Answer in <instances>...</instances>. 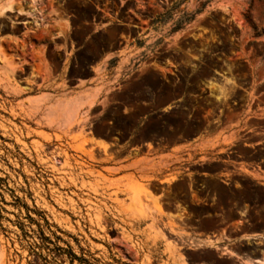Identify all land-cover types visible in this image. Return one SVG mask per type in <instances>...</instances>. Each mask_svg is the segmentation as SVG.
<instances>
[{"label": "rangeland", "instance_id": "obj_1", "mask_svg": "<svg viewBox=\"0 0 264 264\" xmlns=\"http://www.w3.org/2000/svg\"><path fill=\"white\" fill-rule=\"evenodd\" d=\"M30 3L0 0V264L262 257L264 240L238 237L264 230V186L237 174H227L237 187L199 177L227 167L210 162L213 153L155 157L164 149L131 147L149 140L132 78L143 99L148 85L162 89L148 64L165 74L196 63L210 80L204 100L222 107L247 101L243 110L220 111L216 128H234L226 142L238 140L220 158L264 170V0H34V20ZM130 42L132 59H106L118 49L128 55ZM213 70L226 77L212 78ZM238 86L246 89L241 99ZM62 106L75 110L67 122ZM187 127L180 117L153 124L166 146ZM240 128L250 133L241 136ZM131 157L133 164H120ZM228 220L244 226L227 230ZM197 231H219L230 244L190 243Z\"/></svg>", "mask_w": 264, "mask_h": 264}, {"label": "flooded vegetation", "instance_id": "obj_2", "mask_svg": "<svg viewBox=\"0 0 264 264\" xmlns=\"http://www.w3.org/2000/svg\"><path fill=\"white\" fill-rule=\"evenodd\" d=\"M197 50L199 48H196ZM164 52H159V55ZM194 58H196L194 56ZM163 62V60H162ZM172 69L164 68L165 74H162L161 69L156 67L152 63L147 65V71L151 72V78L155 77L157 82L162 86V89H153L152 85H148V89L144 93L143 99H139V89L137 86V74L132 78V97L134 106L137 107L141 105L145 108V112L139 115L137 118H146V134L149 136L148 141L140 142L139 144L133 145L132 149H137L139 147H146L148 144L154 149H169L172 145L180 144L186 141H196L202 134L208 132L211 129L216 128L217 120L220 119V111L223 109H233L235 107L241 106L240 109L243 110L247 101L238 103L237 100H231L230 104L226 106H218L216 103L204 100L206 96L212 95L208 91V85L206 82H210L208 79L202 80L199 65L196 63H180L176 65H171ZM137 72V70H134ZM225 71H212V78H222L226 77ZM146 80H148L146 78ZM149 81H147L148 83ZM240 91V99L246 94L245 87L238 86ZM235 106V107H234ZM207 110L209 112H207ZM225 114H223V117ZM170 117L177 118L180 117L183 122H187L188 127L182 128L175 135L176 138L180 139L175 143L168 144L166 146V137L159 135L153 128L154 121L157 118L168 119ZM206 119L203 127L201 126V121ZM209 126L208 128L206 126ZM250 130H247L241 136H247ZM258 133V132H257ZM243 145L245 143H242ZM111 145L114 143L111 142ZM235 145V144H234ZM232 145V146H234ZM121 147V144H117ZM118 150L117 148L115 149ZM230 152V151H229ZM228 152V153H229ZM210 162L218 164L223 163L227 167H222L224 170H218L214 168V172H199L197 175L201 178L206 176L217 177L214 174L217 171L228 172L234 165L243 161L228 160L225 158H220L211 160ZM216 170V172H215ZM219 178V177H217ZM228 179V178H226ZM219 180L224 183L223 179ZM199 189V188H197ZM197 204V203H193Z\"/></svg>", "mask_w": 264, "mask_h": 264}, {"label": "crops", "instance_id": "obj_3", "mask_svg": "<svg viewBox=\"0 0 264 264\" xmlns=\"http://www.w3.org/2000/svg\"><path fill=\"white\" fill-rule=\"evenodd\" d=\"M137 34L135 35L134 39L138 37ZM127 48L130 49L128 55H126V53L125 54L121 53V49H118L115 52L108 54L106 59L108 61L115 59L116 63L119 62L121 59L125 58V56H128L130 59H132V43L131 42L127 45ZM127 48H125V50ZM121 63H123V61ZM242 121H243V118H241L240 123ZM232 129L234 128H228L225 130L218 129V128L211 129L208 132L202 134L196 141H186L180 144L172 145L169 149L164 150L160 152L159 154H156L155 157H158L160 155L162 156L169 155V154L186 155L190 153V154H193L194 159H198L201 157L202 154L208 155L209 153H213L214 155H216V157H218L217 159H220V155L226 149H229L232 145H234L238 141V140L237 141L235 140V141L226 142L227 138L230 136V132ZM247 130L249 129L244 130L243 128H240L239 130L240 135L244 134ZM249 133H246V134H249ZM258 133H261V132H258ZM224 137L226 139H224ZM205 141L211 142V144H208V147L201 148L202 142H205ZM183 159H187L186 156H184ZM217 159H213V160L216 161ZM135 160L136 159L133 157L127 158V159L126 158L121 159L120 164L126 165V164H129L131 161L133 164ZM228 173L245 176L249 178L250 180H252L254 184L264 186V170L260 168V166L256 162H240L234 165V167H232ZM214 175L219 177L220 179H223L225 182H228V185H230L231 187H237V185L234 182H232L229 179H226L227 172L217 171V173H215ZM201 204H211V203L201 201ZM241 213H239V216L244 215ZM235 226L237 228L238 227L243 228L244 224L243 223L239 224L238 220H228L225 224V227L227 230H231ZM241 232L244 234L238 237L239 240L249 239L251 240V242H254L255 239L264 237V230H262L261 232H256V231H251V230H246V231L241 230ZM193 237L196 239H211L214 243H216L220 239L219 244H230L229 242H226L224 240L223 236L221 235L219 231L217 232L197 231L195 232V235H193Z\"/></svg>", "mask_w": 264, "mask_h": 264}, {"label": "bare ground", "instance_id": "obj_4", "mask_svg": "<svg viewBox=\"0 0 264 264\" xmlns=\"http://www.w3.org/2000/svg\"><path fill=\"white\" fill-rule=\"evenodd\" d=\"M33 2H34V0H31V3H30V6H29V8H27L28 9V14L30 15V16H32V18H33V20H34V17L37 15V13H38V11H37V8L33 5ZM29 3V2H28ZM28 6V5H27ZM3 12V11H2ZM1 14V13H0ZM59 28H61L62 29V27H59ZM72 103H74L73 102V100H72ZM61 104V103H60ZM66 104V103H65ZM63 105V104H62ZM69 105H70V103H69ZM54 106V105H53ZM64 106V105H63ZM63 106L61 107V108H63ZM59 107V106H58ZM58 107L56 108V109H58ZM53 109V108H52ZM51 109V107H50V109H49V111L50 110H52ZM58 110H60V109H58ZM74 107L73 106H66V107H64L61 111H60V117L65 121V122H67L71 117H72V115H73V113H74ZM51 112V111H50ZM53 113H55L54 111H52ZM55 115V114H54ZM57 116V115H56ZM59 123V122H58ZM67 124V123H66ZM103 148H104V150H105V146H102ZM147 189V188H146ZM137 198V197H136ZM136 217H138V216H136ZM259 239H262V240H264V237H262V238H259ZM190 241V243H193V244H196V245H198V246H200V245H203V244H211V243H214L211 239H192V240H189ZM263 251V255H262V257H260L259 259H256V260H246L245 262H244V264H264V249L262 250Z\"/></svg>", "mask_w": 264, "mask_h": 264}]
</instances>
